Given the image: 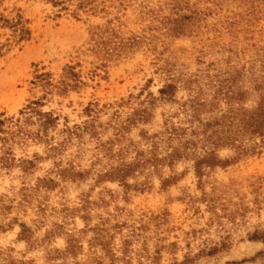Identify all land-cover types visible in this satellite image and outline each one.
<instances>
[{
    "label": "rangeland",
    "instance_id": "374dc122",
    "mask_svg": "<svg viewBox=\"0 0 264 264\" xmlns=\"http://www.w3.org/2000/svg\"><path fill=\"white\" fill-rule=\"evenodd\" d=\"M0 264H264V0H0Z\"/></svg>",
    "mask_w": 264,
    "mask_h": 264
},
{
    "label": "trees",
    "instance_id": "16d2710c",
    "mask_svg": "<svg viewBox=\"0 0 264 264\" xmlns=\"http://www.w3.org/2000/svg\"><path fill=\"white\" fill-rule=\"evenodd\" d=\"M0 124H2V123L0 122Z\"/></svg>",
    "mask_w": 264,
    "mask_h": 264
}]
</instances>
